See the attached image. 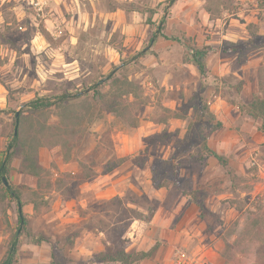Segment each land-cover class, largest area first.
<instances>
[{"label": "rangeland", "instance_id": "1", "mask_svg": "<svg viewBox=\"0 0 264 264\" xmlns=\"http://www.w3.org/2000/svg\"><path fill=\"white\" fill-rule=\"evenodd\" d=\"M263 65L264 0H0V163L30 100L81 94L38 118H70L37 155L68 187L36 191L19 151L0 177V264L15 234L13 264H113L98 255L115 235L148 252L137 264H223L264 209V118L248 114Z\"/></svg>", "mask_w": 264, "mask_h": 264}, {"label": "trees", "instance_id": "2", "mask_svg": "<svg viewBox=\"0 0 264 264\" xmlns=\"http://www.w3.org/2000/svg\"><path fill=\"white\" fill-rule=\"evenodd\" d=\"M208 10L210 11V9ZM198 64L200 65V63ZM256 79L258 88L263 90L264 65L257 70ZM80 95V93L62 94L53 101L47 97H37L26 104L27 107L24 112L14 116L16 132L15 134L13 133L0 163V177L7 174L11 167L15 152L19 151L22 155V166L24 171L36 177V191L39 190L38 192L41 193L46 190L68 187L67 180L61 179V177H58L53 182L51 181L50 172L39 165L37 155L38 149L41 146L50 147V145L56 144V141H60L62 137V129L69 125L70 118H65L60 128L55 125H46L45 121H40L38 118L41 113L52 107L60 110L64 109L66 104L69 105L71 101L77 99ZM97 102L104 107V109L117 113L120 117H125V114H123V112L126 113L125 106L122 102H119L116 97H107L105 94L97 93ZM249 108L248 114L251 117L260 119L264 118V99H257L250 104ZM24 113H26V115ZM35 117L37 118L34 119ZM209 153L220 163V165L225 166L226 160L223 156L210 150ZM110 170L111 168L109 166L107 171ZM6 191L11 199H14L16 202L18 222L22 223L23 229H26V227H28L27 220L22 212V202L19 195L8 187L6 188ZM32 207L33 212H36L39 209L36 202L32 203ZM252 215L253 216L245 223L240 234L233 243L227 241L224 242V247L220 253L224 261L223 264H231L234 259L239 261L241 257L249 255H255L264 259V209L258 208L252 213ZM16 237L15 234L13 239L10 240L6 257L1 264L14 263V257L17 251ZM30 237L31 243L34 245L47 242V238L43 234H39L38 236L30 235ZM125 243L126 240L120 235L113 236L110 246H107L106 251L98 255L99 260L101 262H109L113 264H137L148 257V252L144 251L134 253L126 252ZM236 255L240 256V258H236Z\"/></svg>", "mask_w": 264, "mask_h": 264}, {"label": "built area", "instance_id": "3", "mask_svg": "<svg viewBox=\"0 0 264 264\" xmlns=\"http://www.w3.org/2000/svg\"><path fill=\"white\" fill-rule=\"evenodd\" d=\"M178 264H186V262H184V260H182V259L180 258V260L178 261ZM200 264H205V263L201 262Z\"/></svg>", "mask_w": 264, "mask_h": 264}, {"label": "water", "instance_id": "4", "mask_svg": "<svg viewBox=\"0 0 264 264\" xmlns=\"http://www.w3.org/2000/svg\"><path fill=\"white\" fill-rule=\"evenodd\" d=\"M16 116H17V114H16ZM15 132H16V131L14 130V134H15ZM2 182L6 185V181H5L4 178L2 179Z\"/></svg>", "mask_w": 264, "mask_h": 264}]
</instances>
